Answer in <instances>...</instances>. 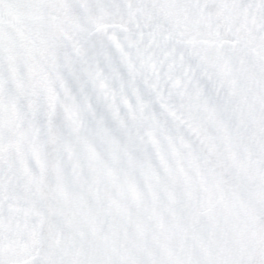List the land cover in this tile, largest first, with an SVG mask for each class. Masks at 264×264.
Returning <instances> with one entry per match:
<instances>
[{
    "label": "snow or ice",
    "instance_id": "snow-or-ice-1",
    "mask_svg": "<svg viewBox=\"0 0 264 264\" xmlns=\"http://www.w3.org/2000/svg\"><path fill=\"white\" fill-rule=\"evenodd\" d=\"M0 264H264V0H0Z\"/></svg>",
    "mask_w": 264,
    "mask_h": 264
}]
</instances>
